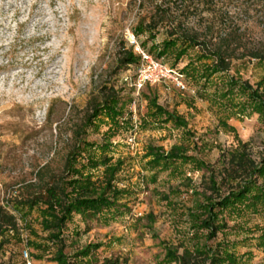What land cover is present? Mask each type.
Returning <instances> with one entry per match:
<instances>
[{"label":"rangeland","instance_id":"obj_1","mask_svg":"<svg viewBox=\"0 0 264 264\" xmlns=\"http://www.w3.org/2000/svg\"><path fill=\"white\" fill-rule=\"evenodd\" d=\"M157 9L208 50L225 48L232 54L228 73L213 75L206 86L204 80L187 77L185 91L169 82L137 88L139 63L120 69V45H133L136 53L142 50L139 44L148 34L136 37L133 30L140 21L149 22ZM163 38L159 34L154 42ZM154 42L148 41L147 49ZM199 50H189L179 62L171 53L156 59L154 48L152 53L142 51L181 71L190 60L196 61ZM253 52L264 55V0H0V207L16 217L19 228V236L10 237L0 251V264H26L24 250L32 264H55L47 247L27 244L46 245L37 212L24 221L13 203L28 194L29 185H38L37 173L48 176L62 170L74 126L83 124L92 113L91 103L101 102L111 90L126 100L122 119L102 110L83 138L109 144L107 156L113 163L124 160L115 181L125 190L123 205L115 220L75 216L64 234L66 254L94 246L77 264H170L164 248L176 247L180 253L205 244L186 216L197 201L188 185L199 186L204 171L179 161L155 169L144 156L148 146L168 152L183 145L187 156L217 167L222 150L238 139L249 144L256 160L264 156V125L258 114L232 109L234 102H243L240 96L223 100L216 95L220 102L213 98L227 75L253 86L264 79V59H252ZM152 94L167 110L187 118L192 137L172 123H156L146 116V96ZM226 222L228 229L217 242H234L229 249L237 264H264L260 233L254 231L264 226V217L233 216Z\"/></svg>","mask_w":264,"mask_h":264},{"label":"trees","instance_id":"obj_2","mask_svg":"<svg viewBox=\"0 0 264 264\" xmlns=\"http://www.w3.org/2000/svg\"><path fill=\"white\" fill-rule=\"evenodd\" d=\"M147 33L145 42L139 46L143 51L152 53L157 50L156 59L167 54H173L174 62H179L188 54L189 50L199 48L196 61L189 63L179 71L185 78L204 80L203 85L209 84V79L219 73H228L230 69V53L225 48L210 51L203 42H199L194 35L187 34L168 22L160 10L149 22L140 21L133 30L134 36ZM159 34L164 38L161 42H154ZM154 42L147 49V42ZM227 48V47H226ZM252 59L262 60L264 55L253 52ZM202 60H211L210 64H202ZM120 69H126L140 62V56L134 51L133 45H120L117 59ZM199 63L201 64L199 66ZM210 85V84H209ZM217 88L213 96L216 101L231 99L240 96L243 102L233 103L232 109L245 114L248 109L258 114L259 122L264 125V79L257 84L250 85L247 81L228 76ZM238 93V94H237ZM218 97H217V96ZM148 100L146 116L156 123H172L176 128L184 131V136L192 137L187 121L175 111H169L158 104L157 97L152 94L146 96ZM231 101V100H229ZM126 107V100L118 97L113 90L101 102H92V113L83 119V124L75 125L72 131L73 145L65 157L62 170L58 174L37 173L38 185H29L28 194L22 199L15 200L13 210L20 213L25 221L27 214L36 211L37 221L41 231L46 234V245H37L27 242L32 247L46 249L52 253L51 261L55 264H77L79 259L89 255L94 246H87L69 256L66 254V240L64 238L67 225L72 223L75 216L84 221L93 219L115 220L120 215V200L125 190L119 189L116 184L117 173L121 170L124 160L118 158L114 163L112 157L107 156L109 144H94L84 138L85 129L93 128L94 120L102 110H105L113 119L120 115L122 119ZM122 125H124L122 123ZM230 130L234 128L227 126ZM84 137V138H83ZM183 145H174L168 152L162 148L148 146L145 158L147 164L153 168L166 169L175 162L191 163L204 171L199 186L188 185L191 194L197 197L193 206L186 210L187 220L195 233H201L205 239L202 246L196 245L192 250L182 248L179 253L176 247L164 248L166 259L170 264H237L235 254L230 251V244L234 242H217V236L224 237L228 229L226 218L264 217V156L258 160L253 158L249 144L237 140L235 146L221 152L219 166L209 165L194 156H187ZM100 167L103 169L95 175ZM155 177H153V180ZM191 183L189 179H187ZM16 199V198H15ZM27 224L24 223V227ZM30 235L36 233L28 228ZM201 231V232H200ZM259 232L258 245L264 247V226H255ZM19 228L16 217L0 207V251L8 244L10 237H18ZM209 241L215 244L208 246ZM97 248V247H94ZM104 264H118L117 260H107Z\"/></svg>","mask_w":264,"mask_h":264},{"label":"built area","instance_id":"obj_3","mask_svg":"<svg viewBox=\"0 0 264 264\" xmlns=\"http://www.w3.org/2000/svg\"><path fill=\"white\" fill-rule=\"evenodd\" d=\"M133 42L132 38L131 43ZM137 54L140 56L136 72L137 88L169 82L173 83L180 91L186 90L185 77L178 70L167 67L142 50L137 49ZM22 258L26 264H32L26 250L22 252Z\"/></svg>","mask_w":264,"mask_h":264},{"label":"crops","instance_id":"obj_4","mask_svg":"<svg viewBox=\"0 0 264 264\" xmlns=\"http://www.w3.org/2000/svg\"><path fill=\"white\" fill-rule=\"evenodd\" d=\"M158 102V101H157ZM159 104V103H158ZM160 105H162V104H160ZM163 106V105H162ZM191 108H192V106H190ZM176 113H178L177 111H176ZM179 114V113H178ZM180 115V114H179ZM181 116L187 121V118H185L182 114H181Z\"/></svg>","mask_w":264,"mask_h":264}]
</instances>
